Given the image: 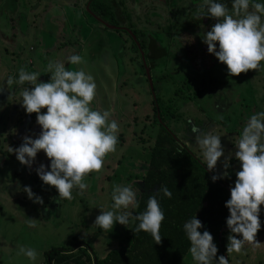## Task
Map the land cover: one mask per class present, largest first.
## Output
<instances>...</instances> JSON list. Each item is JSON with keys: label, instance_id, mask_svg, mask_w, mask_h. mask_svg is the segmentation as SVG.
Listing matches in <instances>:
<instances>
[{"label": "rangeland", "instance_id": "374dc122", "mask_svg": "<svg viewBox=\"0 0 264 264\" xmlns=\"http://www.w3.org/2000/svg\"><path fill=\"white\" fill-rule=\"evenodd\" d=\"M40 2L43 7L45 0H16L15 3L13 0H0V6L5 5L11 11L17 9L21 12L15 14L17 15L15 34L21 38L24 23L25 27L30 28L28 38H34L30 39L27 45L23 40L18 44V50L16 48L15 52H22V57L11 56L0 46V84H3L8 97L13 93L17 98V103L13 100H9L8 104L6 101L0 102V264H43L44 252L51 248L69 246L70 242L74 241L88 244L95 257L102 258L110 249L118 247L128 239L125 238L126 229L130 226L131 220L126 226L116 223L110 232L96 226L94 222L101 212L112 210L114 203L112 191L115 185L136 187L140 193L143 190L140 179L147 168L149 148L159 122V120L153 122L152 96L155 97L160 112H166L160 121L162 127L205 167L206 161L196 144V134L192 133V127L195 126L204 133L221 136L225 156L232 158L227 169L229 176L220 180L226 182L229 187L234 186L235 173L239 171V163L234 157L235 146L251 115L264 111V66L258 71L230 76L225 65L215 63L209 70H202L194 75L185 58L172 60L168 65L175 66V70H163L161 65L159 69L155 67L154 70H150L153 88L151 95L147 77L138 64L140 58L134 54L124 33H121V36L112 33L107 37L111 59L106 62V66L99 65L90 72L95 83L103 80L101 88L96 87V96L91 107L97 111H110L111 120H115L120 126L116 151L106 156L103 170L86 178L85 182L89 185L87 189L82 192L73 189V199L64 200L58 197L55 188L43 184L36 174V169L41 164L45 165L46 170L49 169L50 161L42 151L37 154L31 168L21 165L14 151L11 152L10 149L20 147L26 136L37 138L41 128L36 123V115L26 114L21 107L20 90L30 85L21 86L14 83L7 88L6 80L9 77L18 79L19 70L24 68L29 72L39 73L38 82H48L51 74L47 71V65L50 61L56 62L57 51L48 42L44 46L47 47L44 55L32 54L30 48L39 46L35 40L36 36L42 43L50 39L57 30L55 33L58 40L57 48L64 44L70 46L71 40L75 38L74 33L72 34L75 28L68 23L61 26L58 21L54 27L45 17L39 20L42 27H39V23H36L35 27L28 26L35 13V7ZM105 2L108 3L110 0ZM256 2L264 3V0ZM50 6L49 2L46 11ZM124 15L129 17L130 22L133 21L130 13ZM148 15L151 16L149 13ZM2 22L1 24L5 25ZM145 32L146 30L140 29V32L136 33L139 37L145 38L147 35ZM158 36L162 38L160 43L166 45L164 33H159ZM122 37L127 40L123 51L120 39ZM75 40L77 42V38ZM86 44H82V48L96 52L95 46L88 47ZM143 49L145 51L144 47ZM25 53L36 55L33 63L28 64ZM68 56L64 53L66 58L61 57L60 60L66 64ZM91 56H94V53ZM20 57L23 59L22 62H19ZM135 57H138L137 60ZM155 61L159 62L158 58H155ZM108 69L111 80L107 77H110V74L107 75ZM223 161L224 157H221L215 171H210L213 175L219 176L223 173ZM25 186L30 187L35 196L42 198L43 204L29 199L23 192ZM134 210L130 208L127 211L133 213ZM28 219L36 220L35 227H29ZM259 219L261 228L256 236L259 245L246 243L239 254L227 252L228 236L232 233L222 234L225 252L220 256L227 257L228 264H264V206L261 207ZM22 246L33 248L40 254L35 262L18 254ZM220 256H217V259ZM181 264H196L189 249Z\"/></svg>", "mask_w": 264, "mask_h": 264}, {"label": "clouds", "instance_id": "9594fccd", "mask_svg": "<svg viewBox=\"0 0 264 264\" xmlns=\"http://www.w3.org/2000/svg\"><path fill=\"white\" fill-rule=\"evenodd\" d=\"M196 13L199 20L209 17L216 21L204 33L203 43L207 45L208 53L226 66L230 76L261 70L264 66V3L233 0L230 10L217 0H203ZM68 63L80 65L83 59L72 55ZM47 71L51 74L48 82H38L40 74L24 68L19 70L18 79L9 77L6 80L7 88L14 83L30 85L20 90L21 107L26 114L36 115V123L41 128L37 138L26 136L20 147L10 151H14L21 165L29 168L42 151L50 165L46 170L41 164L36 169L37 176L43 184L55 188L59 198L72 200L73 189L81 192L87 189L86 178L100 173L106 156L116 151L120 126L111 120L110 111H97L91 107L96 96V84L91 75L82 69L70 70L64 63L51 61ZM3 90V84H0V91ZM191 131L196 134V144L206 161L207 170L215 171L218 161L224 157V171L219 176L213 175L212 181L227 178L232 157L225 156L221 136L201 132L195 126ZM235 149L239 171L235 173L236 180L225 207L229 212L226 225L232 233L228 236L227 252L239 254L246 243L259 245L256 236L261 228L259 215L264 206V111L251 115ZM23 192L35 203L43 204L42 198L35 196L30 187L25 186ZM160 193L172 197L166 186H160L149 196L146 210L133 215L127 210L139 208V189L115 185L112 210L101 212L94 224L110 232L116 223L126 226L130 220L139 221L135 231L149 233L155 243L160 244V229L165 218L157 199ZM28 225L35 227L36 220L28 219ZM202 227L195 216L183 225L193 261L196 264H228L225 256L217 259L218 248L213 236L207 230L201 233L199 229ZM18 254L33 262L40 255L35 249L23 246Z\"/></svg>", "mask_w": 264, "mask_h": 264}, {"label": "trees", "instance_id": "16d2710c", "mask_svg": "<svg viewBox=\"0 0 264 264\" xmlns=\"http://www.w3.org/2000/svg\"><path fill=\"white\" fill-rule=\"evenodd\" d=\"M87 10L101 17L108 13L103 0H88ZM152 109L153 122L159 119L158 129L149 148L147 168L140 179L143 190L138 197L139 208L133 215L146 210L149 196L160 186L172 192L171 198L162 193L157 195L165 217L160 244L149 233L136 232L139 221H131L126 229L128 241L110 249L102 258L95 257L88 244L74 241L69 246L44 252L45 264H181L190 247L183 225L194 216L203 225L199 231L207 230L213 236L217 256L225 252L221 238L224 232H230L225 203L230 199L231 187L220 179L213 182V173L162 127L160 121L166 112L161 113L159 106Z\"/></svg>", "mask_w": 264, "mask_h": 264}, {"label": "flooded vegetation", "instance_id": "af4514ba", "mask_svg": "<svg viewBox=\"0 0 264 264\" xmlns=\"http://www.w3.org/2000/svg\"><path fill=\"white\" fill-rule=\"evenodd\" d=\"M105 1L103 2L108 13L101 17L96 12H89L91 19L110 28L111 34L121 36V33H124L126 38L128 37L134 54L140 58L138 64L147 77L151 95L153 88L149 73L155 67L159 69L161 65L163 70H175V66L170 67L168 64L172 60L185 58L191 65H189L190 71H194V75H197L202 70H209L215 63H220L214 55L208 53L207 45L203 43L204 33L209 31L216 21L209 17L201 20L196 18V9L203 0H110L108 3ZM134 1H136V7L133 5ZM217 2L226 4L231 10L233 0H217ZM126 13L131 14L132 22L124 15ZM148 22L151 26L147 24ZM140 29L146 30L145 38L137 35L136 32H140ZM159 33H164L166 45L160 43L162 38L158 36ZM126 38H120L123 43L122 51L126 46ZM109 52L106 62L111 59ZM137 58L134 59L137 60ZM155 58H158L159 62H156ZM185 68L187 69V65ZM152 103L153 106H157L153 96ZM157 115L156 112L155 116Z\"/></svg>", "mask_w": 264, "mask_h": 264}, {"label": "crops", "instance_id": "0c3cea01", "mask_svg": "<svg viewBox=\"0 0 264 264\" xmlns=\"http://www.w3.org/2000/svg\"><path fill=\"white\" fill-rule=\"evenodd\" d=\"M2 1V0H1ZM16 0H13V3H15ZM50 2V8L48 11V3ZM44 3V2H43ZM87 3L88 0H45V4L42 7L41 2L39 3L38 6H36V10L34 11L35 13L32 15L33 18L29 21L28 26H36V23H39V27H42L39 20L43 19V17L46 18V21H49L52 23V26L54 27L57 25L58 21L61 24V26H64L66 23H68L73 30L72 34L77 38V42L74 38L72 39L70 46L69 44H64L62 47L57 48L58 46V40L57 37L55 36V33L58 31L55 30L54 32V37L52 36L50 39L45 40L44 42L40 43L39 38H35L37 40L39 46L38 47H31L30 52L33 54H37L38 56L44 55L45 52H47V47H44L48 42H50L51 45L55 47V51H57L56 54V62L59 63H64L62 60H60L61 57H64V53L68 54L70 56L72 55H79L83 59V63L80 65H69L66 63V66H69V68H72L73 70L76 69H82L85 71V73L90 75V72L94 71L97 66H106V61L108 52H109V45L106 42V39L108 36H111V31L110 28L105 27L103 24H100L99 22H96L91 19V16L89 14V11L87 10ZM134 7H136V1L133 2ZM71 4V5H70ZM53 10V11H52ZM52 11V13H51ZM21 13L17 9L14 11V9L11 11L9 7H6L5 5L0 6V46L3 48L5 52H9L11 56H19L21 55L22 57V52L20 51L17 53L15 52V49L17 48L18 50V44H20L21 40L25 41L26 45L27 42L32 39L28 38V30L30 29L29 27H25V24L23 23L22 27V35L20 36L21 38L18 37L17 34H15V28L17 27V23L15 21V14ZM45 14V16H44ZM50 14V15H49ZM22 17H24L22 15ZM25 18V17H24ZM3 21V22H2ZM5 23V25L1 24ZM43 24V23H42ZM5 29V31L3 30ZM57 29V28H56ZM46 34V33H44ZM75 42V43H74ZM68 43V42H67ZM88 43V44H86ZM82 44L90 46H95L96 52H90L88 50H85L82 48ZM80 46V48L78 47ZM101 46V48H100ZM21 47V46H19ZM23 48V47H21ZM24 49V48H23ZM87 51V53H85ZM94 56H91L93 55ZM27 55L26 59L28 64L33 63L34 57L36 55H29L28 53H25ZM47 56V55H45ZM19 59V62H22L23 59ZM13 60V59H12ZM11 60V61H12ZM85 66V67H83ZM110 74L111 80V73L110 70H107V75ZM105 76V75H104ZM103 80L100 82L97 81L96 87L101 88V84ZM104 90V89H103ZM9 100L16 101L17 103V98L15 94L11 93V97L7 96V93L3 90L0 91V102L6 101L7 104L9 103Z\"/></svg>", "mask_w": 264, "mask_h": 264}, {"label": "built area", "instance_id": "2783aa9c", "mask_svg": "<svg viewBox=\"0 0 264 264\" xmlns=\"http://www.w3.org/2000/svg\"><path fill=\"white\" fill-rule=\"evenodd\" d=\"M43 264H45V262H43Z\"/></svg>", "mask_w": 264, "mask_h": 264}, {"label": "water", "instance_id": "95a60500", "mask_svg": "<svg viewBox=\"0 0 264 264\" xmlns=\"http://www.w3.org/2000/svg\"><path fill=\"white\" fill-rule=\"evenodd\" d=\"M156 112H157V110H156Z\"/></svg>", "mask_w": 264, "mask_h": 264}]
</instances>
